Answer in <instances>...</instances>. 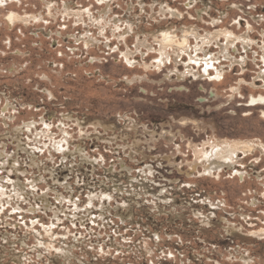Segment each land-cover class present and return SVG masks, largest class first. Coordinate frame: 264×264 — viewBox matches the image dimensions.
<instances>
[{
	"label": "rangeland",
	"instance_id": "1",
	"mask_svg": "<svg viewBox=\"0 0 264 264\" xmlns=\"http://www.w3.org/2000/svg\"><path fill=\"white\" fill-rule=\"evenodd\" d=\"M263 71L264 0H0V264H264V152L197 159Z\"/></svg>",
	"mask_w": 264,
	"mask_h": 264
},
{
	"label": "bare ground",
	"instance_id": "2",
	"mask_svg": "<svg viewBox=\"0 0 264 264\" xmlns=\"http://www.w3.org/2000/svg\"><path fill=\"white\" fill-rule=\"evenodd\" d=\"M178 12V11H177ZM177 14V13H176ZM180 14V13H179ZM181 15V14H180ZM8 19L11 23H14L16 20L21 19V16H19L16 13H11L8 16ZM163 36H164V43L166 45H169L172 43L173 40V36L171 35V33L165 32L163 31ZM186 32V31H185ZM224 32V31H223ZM231 35V34H230ZM177 36V35H176ZM226 36V35H225ZM205 37V36H204ZM249 37L250 36H243L242 39L244 41V46H250V42H249ZM227 41L225 42V44H223L222 50L228 52L229 50V44L234 45L236 43V39H239L238 37H235V35L232 36H228ZM175 40V39H174ZM179 42V41H178ZM180 43V42H179ZM205 43V42H204ZM189 40H188V33L185 34V36L183 37V41H181V45L183 46H187L189 45ZM174 45V44H173ZM176 45V44H175ZM180 46V45H179ZM182 47V46H181ZM236 47V46H235ZM197 48V46H196ZM141 49V48H140ZM204 51V50H203ZM221 53V52H220ZM132 54V53H131ZM205 54V53H204ZM163 55V54H162ZM161 55V57H162ZM176 55V54H175ZM208 55V54H207ZM229 55V54H228ZM199 56V55H197ZM206 56V55H205ZM215 56V55H213ZM234 57V56H233ZM203 58V57H202ZM219 58V57H218ZM201 59V57H200ZM159 60H163V59H159ZM158 60V61H159ZM192 60V59H191ZM195 60V59H194ZM199 60V59H198ZM209 60L213 61V57L212 55H209ZM160 62V61H159ZM163 62V61H162ZM197 63V62H196ZM208 64V63H207ZM189 67V66H188ZM210 67V66H209ZM217 68V67H216ZM217 70V69H216ZM205 71L208 72V68H205ZM219 71V70H218ZM207 74V73H206ZM211 74V73H209ZM200 75V74H199ZM264 77V71L262 72V78ZM258 104H264V95H259V96H252L250 99V105L251 106H256ZM199 147V146H198ZM256 149H261V152H264V145H262V143H255L253 141H236V142H232V143H225L222 145H212L211 149L209 151L206 150V148L204 147L202 150L197 151V159H200L199 161H201V163H203L202 161H204L203 166L205 168V170L209 171V173L211 171L216 170H220L222 167H224L225 165H230L233 162H235V155L239 154V152L242 153H253ZM244 155V154H243ZM246 155V154H245ZM235 160V161H234ZM201 165V164H200ZM194 167V166H193ZM195 167L197 168V165H195ZM194 167V168H195ZM206 173V172H205Z\"/></svg>",
	"mask_w": 264,
	"mask_h": 264
}]
</instances>
